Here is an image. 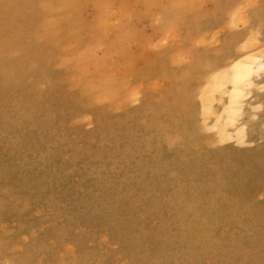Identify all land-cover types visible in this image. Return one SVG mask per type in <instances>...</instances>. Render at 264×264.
I'll return each instance as SVG.
<instances>
[{
	"label": "rangeland",
	"instance_id": "rangeland-1",
	"mask_svg": "<svg viewBox=\"0 0 264 264\" xmlns=\"http://www.w3.org/2000/svg\"><path fill=\"white\" fill-rule=\"evenodd\" d=\"M64 2L0 0V264H264V0Z\"/></svg>",
	"mask_w": 264,
	"mask_h": 264
},
{
	"label": "bare ground",
	"instance_id": "bare-ground-1",
	"mask_svg": "<svg viewBox=\"0 0 264 264\" xmlns=\"http://www.w3.org/2000/svg\"><path fill=\"white\" fill-rule=\"evenodd\" d=\"M62 5L63 8L69 11L72 7L71 0H66ZM218 69H221L218 73V78L211 92H206L204 95L206 100L203 103L207 102V104L211 105L213 103L211 94L220 95L222 109L215 116V126L218 129V133L226 143H232L236 140L237 142H242L246 135V127L238 122L244 111L245 102L252 97L254 89L257 88L259 82L261 84L264 81V54L246 53L237 58L228 67L223 69L219 67ZM207 104L205 108L210 106ZM212 113L215 114V112ZM214 114L212 115L214 116ZM208 116L206 117L207 120L209 119Z\"/></svg>",
	"mask_w": 264,
	"mask_h": 264
}]
</instances>
